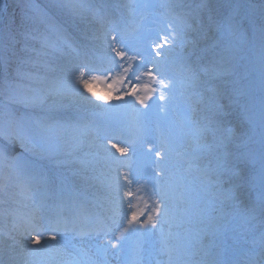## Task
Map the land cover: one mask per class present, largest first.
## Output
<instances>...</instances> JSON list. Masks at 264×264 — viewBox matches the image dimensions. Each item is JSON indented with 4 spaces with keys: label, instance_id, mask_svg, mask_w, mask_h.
<instances>
[{
    "label": "rangeland",
    "instance_id": "1",
    "mask_svg": "<svg viewBox=\"0 0 264 264\" xmlns=\"http://www.w3.org/2000/svg\"><path fill=\"white\" fill-rule=\"evenodd\" d=\"M165 30H175L174 34H178L166 65L167 74L175 81L172 99L159 101L153 94L145 100L150 108L139 103L135 107L159 121L172 148L194 145L195 156L190 161L201 168L202 174L209 167L210 159L212 168L220 165L219 175L226 176L225 168L229 165L241 166L239 180V176L232 177L216 185L205 180V176L193 167L185 169L184 178L183 167L175 170L187 185L188 198H192V203L197 201V205L192 208L190 199H182L180 202L186 213L166 222L175 243L166 261L171 264L170 260L177 256L178 264H190L193 257L188 258V252L199 250L204 244L211 248L206 256L213 259L228 254L226 245L238 246L231 241L226 243L225 233L218 235L220 225L248 222V218H243V203H250L256 196L261 199L264 0H0V127L10 117L25 116L33 128L32 122L42 121L50 138L52 156L39 161L43 174L13 173L11 178L27 175L33 181L39 179L48 198L60 199L63 186L69 183L70 187H78L105 202H114L112 188L107 185H111L117 165L109 158V152L124 161V167L119 166L121 174L140 173L143 182L146 168L153 167L152 155L148 152L149 144L155 146L153 129L149 127L140 137V155L130 145L105 139L104 134H112L113 129L117 131L115 125L124 126L123 121L133 110L124 100L132 98L105 102L84 92L93 101L87 104L73 99L61 87V82L67 81L70 70L82 60L96 59L103 54L106 35H122L132 47L148 50L149 41L155 40L157 34L163 35ZM189 69L196 74L192 79ZM197 87L205 90L197 94L192 91ZM91 88L99 96L115 95L107 93L100 83L92 84ZM50 92L53 95L49 96ZM182 94L188 101L193 100L190 107L186 99H175ZM158 105L164 107L161 109ZM82 113L90 117L89 120ZM221 116L225 117L223 123ZM80 118L88 123L78 124ZM192 120L199 126L211 121L209 126L213 131L193 137L188 134ZM5 143L0 138V144ZM113 144L126 148V153L116 151ZM205 144L212 146L210 153L200 147ZM9 150L13 155L24 152L19 143L10 144ZM254 170L257 173H252ZM220 185L231 191L221 194L216 188ZM213 191L218 196L212 195ZM225 194L227 199L220 201ZM27 200L30 203L31 199ZM3 206L9 207L6 203ZM259 208L264 211V205ZM129 211L126 208V212ZM5 221L0 218L1 224L8 223ZM14 235L17 243L11 249L0 244V255L7 250L13 258L12 264H59V256L49 259L57 249L82 259L90 258L96 264H151L154 259L147 250L145 262L143 252L150 249L149 244L155 245L154 228L149 231V237H145L142 252L134 258H128L126 251L117 249L105 254L102 249L108 244L107 240L57 237L51 242L56 244V249H51L44 240L49 233L41 237L40 244H31L24 236ZM3 236L0 232V240L5 242ZM193 237L201 241L195 243L196 240H191ZM31 249L37 251L32 253ZM196 259L202 258L196 255Z\"/></svg>",
    "mask_w": 264,
    "mask_h": 264
},
{
    "label": "snow or ice",
    "instance_id": "2",
    "mask_svg": "<svg viewBox=\"0 0 264 264\" xmlns=\"http://www.w3.org/2000/svg\"><path fill=\"white\" fill-rule=\"evenodd\" d=\"M174 32L175 30L172 32L165 30L163 35L157 34L155 40L149 41L148 50L132 47L122 35H106L103 54L96 59H85L75 65L70 70L67 81L61 82V87L73 99H78L87 104H91L93 101L89 99V96L84 95V92H88L90 96L105 102L124 100L125 97H131V100H124V103L137 112H140V109L135 108L136 103L148 108L151 107V105H145V100L150 99L153 94L156 95L159 101H170L175 88V81L167 74L166 65L169 63L168 58L172 48L177 42L178 34H174ZM9 39H13V37L9 36ZM133 52L134 55L130 54ZM157 57H161V59H157ZM149 64H151V67L148 66ZM153 68L155 69L154 72ZM189 72L191 73L190 79L194 78L195 72L192 69H189ZM94 83L103 84L107 93H115V95H97L91 88ZM51 95L53 93L50 92L49 96ZM158 107L162 109L164 106L158 105ZM143 115H147V113H143ZM193 115H195V109H193ZM32 123L35 125L34 128L25 116L10 117L0 127V138L7 142L0 144V190L7 189L13 173L20 175L27 172L32 175H42L43 170L39 161L52 156L50 138L46 135L47 127L40 120ZM210 124L211 121L208 125L199 126L196 120H192L188 134L198 138L205 133H211L213 130L209 126ZM15 143L21 145L24 150L23 153L16 155L11 153L9 145ZM112 147L116 148V151L121 154L127 151L126 148H117L115 144ZM200 147L204 151L211 152V145L205 144ZM148 152L158 158L156 165L159 170H153L154 177L152 181L144 180L143 182H141L140 173L125 172L121 174L119 166L124 161H120L119 158L109 152V158L117 165L110 187L114 193L115 203L118 210H120L118 214L121 218L119 220L113 219V226L106 228L104 231L105 235L108 232H113V240H110L102 249L105 254L111 249L119 250V247H123V242L130 235L138 233L141 228L148 226L154 228L157 222H167L175 211L169 204L170 185L162 180L165 175L162 162L168 156V141L161 139L159 146L149 144ZM25 153L28 155L26 156ZM208 164L209 167L204 169V174L219 175L220 165L217 164L216 168H212L211 159ZM261 181V203L264 205V163L261 165ZM149 184H151V187H149ZM134 185L135 187H133ZM125 204L130 210L129 212L122 211ZM141 204L143 208L140 207ZM134 207L136 210H133ZM58 208L56 218L54 220L49 219L43 230L36 224L35 212L27 218L24 224L14 226V229L23 228L20 235L24 236L31 244H40L44 232H49L50 235L44 237V240L45 244L51 249H56V244L51 242L56 241L58 235L63 239L64 233L67 232H75L78 235H91L92 231H96L97 235L100 234L99 229H90L88 232L77 231L76 222L86 213L84 204L79 200L70 197L67 202L61 201ZM151 228H149V231H151ZM117 231L119 235H115ZM33 232L36 233V236L32 235ZM6 236L8 240L12 241V244H7V241L4 243L7 249H11L17 243L16 236L11 232L7 233ZM30 251L35 253L37 250L31 249ZM4 256L8 258L4 259ZM57 256L60 257L59 264H96L90 258L82 259L72 254L62 253L58 249L49 259L55 260ZM12 260L13 258L7 250L3 252V255H0V264H12ZM248 264H264V246H262L258 255H253L249 259Z\"/></svg>",
    "mask_w": 264,
    "mask_h": 264
},
{
    "label": "bare ground",
    "instance_id": "3",
    "mask_svg": "<svg viewBox=\"0 0 264 264\" xmlns=\"http://www.w3.org/2000/svg\"><path fill=\"white\" fill-rule=\"evenodd\" d=\"M89 37H91V36H89ZM188 87H189V85H188ZM203 90H205V88L197 87V88H194V90H192V91L199 94L200 91H203ZM192 104L193 103H187V106L190 107ZM135 108L139 109L137 107H135ZM131 111H132L131 115L126 116L125 120L123 121V122H125V124H127L126 129L128 130V132H131L135 136H137V134L140 133V137H142L145 134V132H147L149 130V127H151L153 129L152 131L154 132L155 146H159L161 139H165L168 141V147H169L168 156L162 162V166L165 169V175L162 177V180L166 184L170 185L169 204H170V207L174 208L175 211L170 216V219L168 221L173 220L179 214L186 213V211H187L183 207L184 205H181L180 201H181L182 197H183V199H185V201L187 199H190V200L192 199L190 197L188 198V191L186 188L187 185H186L185 181L177 176V173L175 170L183 167L184 168L183 178L186 177V175H185L186 170L185 169H188L189 166L188 165H182V164H180V162L183 161V160H181L183 157H184L183 159H185L186 157L192 155V150H190V149H192L193 145L188 144V145L181 147L179 149H172V147L170 146V142H169V139L167 137V134L164 133V131L162 130L161 126L159 125V121L157 119L152 118V117L149 118L146 115H143V113L141 111L137 112L134 109ZM231 114L233 115L232 111H231ZM225 116L227 118H229L227 115H225ZM220 119H221L222 123L225 121L224 116L223 117L221 116ZM230 126H231V124H230ZM157 159L158 158H156L152 155V161L151 162L154 164L153 160H157ZM153 170L158 171L159 169L157 168V166L155 167L154 165L152 168H150V172L154 176ZM195 180H197V179L195 178ZM107 184H109V183H107ZM31 186H32L31 179L29 177H27L26 175H24L23 178H19V179L18 178H16V179L11 178V180L9 181V185H8L7 189L6 190H0V218L5 219V220H7L5 222H8L5 224L0 223V232H1V234L4 235L3 237H4L5 241H9L7 239V236H6L7 233L11 232L14 235V233L17 232V231H15L16 229H14L15 225L13 226V224L10 222L11 220H13L14 216L19 215L17 212H19V211L24 212L27 215V217H25V219H27L29 216H31L30 214H33V211L31 210V208H33V204H30L27 199L29 197H31V199L36 200L37 197L35 196V193H36L35 189L34 190L30 189ZM107 186L110 187V185H107ZM93 196H94V194H93ZM2 203L3 204L6 203V205H8L9 207H4ZM38 203H39V201H38ZM40 203H43V201L40 200ZM189 203H192V200ZM186 204H187V202H186ZM191 205H192V208L195 207L197 205V201L190 204V207H191ZM245 206H246V204H244L242 206V208ZM248 207H251V206L249 205ZM251 209L253 211H255L257 209V207L253 206ZM253 211H251V212H253ZM8 219H10V220H8ZM21 222L23 223V221H21ZM166 224H167L166 222H163V223L157 222L156 226L154 227V229L156 230V234H158V236H159V239H160V236L164 237L168 234H171V232L168 229V227L166 226ZM246 224L242 223L239 226H235V229H238L239 234L241 233V231L239 229L244 230L247 228ZM2 241H3V239L0 240V244L2 246H4L5 243ZM161 242L163 243V241H161ZM161 249H164L165 251L167 250V248L165 246H162ZM230 250H233V247H230V249L228 248V251H226V253H230V254L235 253L234 250L233 251H230ZM157 255L162 257L163 255H166V254L163 252V250H160L158 253L155 254V256H157ZM242 255H244V253H242ZM226 257H229V255H227Z\"/></svg>",
    "mask_w": 264,
    "mask_h": 264
}]
</instances>
